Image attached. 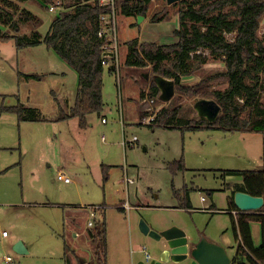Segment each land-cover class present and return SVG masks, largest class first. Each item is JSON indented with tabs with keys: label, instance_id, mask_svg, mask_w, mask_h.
Segmentation results:
<instances>
[{
	"label": "rangeland",
	"instance_id": "374dc122",
	"mask_svg": "<svg viewBox=\"0 0 264 264\" xmlns=\"http://www.w3.org/2000/svg\"><path fill=\"white\" fill-rule=\"evenodd\" d=\"M60 2L54 11L33 0L21 5L41 18L38 29L44 35L66 8ZM188 5L152 0L147 19L141 23L118 12L119 72L105 67L104 107L100 113L88 115L86 127L78 118L20 121L18 114L6 111L22 103L48 117L58 114L54 92L65 95L72 106L78 73L44 43L18 49L13 39L0 41V264H68L67 254L70 260L80 256L84 264H97L94 245L86 234L94 228L88 222L98 220L106 224V264L144 260V246L153 259H160L163 241L142 232L143 220L150 227L173 223L191 242L205 238L224 246L231 257L236 254L238 241L228 209L243 176L228 171L264 168V132L152 127L147 124L148 110L158 112L174 105L181 118L200 121L205 116L196 106L209 98L187 95L175 102L163 100L162 91L151 97L157 77L151 67L123 65L127 42L133 38L175 42L179 10ZM165 11L169 12L166 18ZM154 12H159L160 21H151ZM29 29L23 26L22 32ZM259 34H264V22ZM198 53L208 61L198 73L184 76V83L196 84L224 67L223 58H214L208 49ZM34 73L43 78L26 76ZM225 87L223 81L211 83L212 90ZM151 98L154 103L149 102ZM134 136L137 140L127 143ZM180 161L184 168L171 167ZM60 171L71 179L69 183L57 178ZM125 202L141 206L124 209ZM3 231L10 237L4 239ZM252 233L255 245L260 246V222H252ZM15 238L25 244L28 253L14 250ZM8 255L13 258L10 263L5 260Z\"/></svg>",
	"mask_w": 264,
	"mask_h": 264
},
{
	"label": "trees",
	"instance_id": "16d2710c",
	"mask_svg": "<svg viewBox=\"0 0 264 264\" xmlns=\"http://www.w3.org/2000/svg\"><path fill=\"white\" fill-rule=\"evenodd\" d=\"M29 0H0V41L14 40L18 49L46 44L78 73V87L74 104L57 94L58 114L48 117L34 107L18 104L5 108L18 114L21 121H58L78 118L82 127L87 126V116L100 113L104 107L102 63L103 42L99 37L100 16L111 12L110 5H101L99 0H62L65 10L53 19L46 34L39 31L41 18L21 3ZM49 9L58 0H33ZM116 8L126 17H147L149 4L142 0H115ZM189 3L179 10L180 26L174 30L177 40L170 44L141 41L133 38L127 42L128 53L124 67L150 66L152 73L172 79L175 93L171 99L181 101L187 95L209 98L219 104L218 116L210 121L203 117L181 118V111L170 105L156 114L152 127L203 126L223 128L227 131L264 132V34H259L264 22V0H182ZM198 4V5H197ZM168 11L163 17H167ZM159 12H154L151 21H160ZM30 26L22 32L23 26ZM4 27V28H2ZM232 34V38L227 35ZM208 49L214 58H223V69L206 74L196 84L182 81L184 76L198 73L208 58L198 53ZM110 71H117L116 66ZM43 78L34 73L26 75ZM223 81L225 88L211 89V83ZM161 92L156 81L151 87V97ZM144 95V93H143ZM171 167L184 168L182 162ZM173 173H176L174 171ZM243 176V184L234 189L229 207L234 235L238 241L236 254L231 264H264V204L250 211L240 210L235 202L236 191H245L264 197V168L228 171ZM188 194V190L186 191ZM236 211V213H234ZM261 223L262 243L256 246L252 222ZM90 228L89 236L95 248L97 264H106V224L98 220ZM66 254L68 246L65 247ZM68 264L70 257L66 255Z\"/></svg>",
	"mask_w": 264,
	"mask_h": 264
},
{
	"label": "water",
	"instance_id": "95a60500",
	"mask_svg": "<svg viewBox=\"0 0 264 264\" xmlns=\"http://www.w3.org/2000/svg\"><path fill=\"white\" fill-rule=\"evenodd\" d=\"M149 4L152 0H142ZM182 0H167L169 5L180 2ZM145 18L144 15H138L137 22ZM113 67V66H112ZM156 82L162 91V99L170 100L174 93V83L172 79L157 76ZM200 115L205 116L213 121L220 112V105L212 99H201L196 106ZM236 206L242 211L256 210L263 206L264 197L255 196L245 191H236L234 195ZM143 233L164 241V249L160 254V259H152L149 263L140 260L137 264H231L232 257L222 245L209 242L202 239L200 242H191L186 232L178 226H170L164 230L158 231L152 229L144 220L140 223ZM14 250L18 253H28L25 244L20 240L14 245Z\"/></svg>",
	"mask_w": 264,
	"mask_h": 264
},
{
	"label": "built area",
	"instance_id": "2783aa9c",
	"mask_svg": "<svg viewBox=\"0 0 264 264\" xmlns=\"http://www.w3.org/2000/svg\"><path fill=\"white\" fill-rule=\"evenodd\" d=\"M101 5H110L112 10L109 13H104L100 16V23H99V30H98V35L99 37L104 39V44H103V59L102 63L105 66H116L117 72H119V66H120V44H119V36H118V21H117V16L118 12H120L116 8V2L115 0H99ZM61 4L60 0H58L55 4H51L49 9L50 11H54L56 8L59 7ZM155 99L151 98L150 103H154ZM150 113L148 117L146 118L148 120V125L151 124L158 113L157 111L153 110H148ZM103 121L105 122L106 119L103 118ZM137 140V137L134 136L131 140H129L127 143L130 145L133 144ZM58 178L60 180H64L65 182H70L71 179L66 176L63 172L58 173ZM236 213V211H234ZM96 216V211L95 209L92 210L91 212V217ZM93 221H89V226H94ZM3 235L7 236L8 233L7 231H3ZM144 254H145V261L150 262L153 258L152 256L147 252V247L144 246L143 248ZM5 260L7 262H12L13 258L8 255L5 257Z\"/></svg>",
	"mask_w": 264,
	"mask_h": 264
},
{
	"label": "crops",
	"instance_id": "0c3cea01",
	"mask_svg": "<svg viewBox=\"0 0 264 264\" xmlns=\"http://www.w3.org/2000/svg\"><path fill=\"white\" fill-rule=\"evenodd\" d=\"M127 18H130L129 20L132 22L133 21V19H134V17H127ZM145 19H147V17H145ZM140 39V38H139ZM120 47L122 48V43L120 42ZM121 48H120V52H121ZM23 49V48H22ZM48 49H50V48H48ZM121 55V54H120ZM63 60V59H62ZM64 61V60H63ZM66 62V61H65ZM67 63V62H66ZM70 66V65H69ZM113 65H110L109 67H112ZM71 67V66H70ZM73 68V67H72ZM74 69V68H73ZM113 72H115V71H113ZM117 72V71H116ZM115 72V73H116ZM118 77V76H117ZM121 81V80H120ZM143 94V93H142ZM103 118H105V117H102V122L103 123H107V119H106V121L104 122L103 121ZM20 120V119H19ZM87 120H88V116H87ZM21 121V120H20ZM32 122H36V121H32ZM79 124H80V122H79ZM104 139V138H103ZM58 178V177H57ZM59 179V178H58ZM60 180V179H59ZM60 181H64V180H60ZM64 183H69V182H64ZM123 208L124 209H130V208H132L133 206L134 207H139V206H141V205H133V206H131V204L130 203H128V202H125L124 204H123ZM181 207H183L182 205H181ZM95 209V208H94ZM77 212H79V213H81V212H83L82 211V209H77L76 210ZM86 213V212H85ZM91 214V213H90ZM172 224L173 223H166V224H164V225H162V226H160V227H151L152 229H155V230H158V231H161V230H164V229H166V228H168V227H170V226H172ZM88 225H89V222H88ZM90 227V226H89ZM87 235H89V233H87L86 234V236ZM2 237L5 239V238H9L10 237V234H8L7 236H4V235H2ZM17 240H19L18 238H15L14 239V241H13V243H15ZM161 241H163V240H161ZM13 243H12V245H13ZM163 244H164V241H163ZM32 251V250H31ZM72 255V254H71ZM1 260V259H0ZM81 260V261H80ZM140 261V258L139 259H137V261H133V263L132 264H137L139 261ZM144 260H145V258H144ZM71 261V264H84V262H83V260L81 259V257L80 256H77L76 257V259H71L70 260ZM157 261V260H156ZM7 262V261H6ZM137 262V263H136ZM9 263V262H8Z\"/></svg>",
	"mask_w": 264,
	"mask_h": 264
},
{
	"label": "bare ground",
	"instance_id": "6f19581e",
	"mask_svg": "<svg viewBox=\"0 0 264 264\" xmlns=\"http://www.w3.org/2000/svg\"><path fill=\"white\" fill-rule=\"evenodd\" d=\"M50 10V9H49Z\"/></svg>",
	"mask_w": 264,
	"mask_h": 264
}]
</instances>
